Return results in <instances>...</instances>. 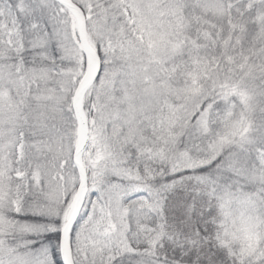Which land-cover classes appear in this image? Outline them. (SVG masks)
Wrapping results in <instances>:
<instances>
[{"label": "snow or ice", "instance_id": "snow-or-ice-1", "mask_svg": "<svg viewBox=\"0 0 264 264\" xmlns=\"http://www.w3.org/2000/svg\"><path fill=\"white\" fill-rule=\"evenodd\" d=\"M0 264H264V0H0Z\"/></svg>", "mask_w": 264, "mask_h": 264}]
</instances>
